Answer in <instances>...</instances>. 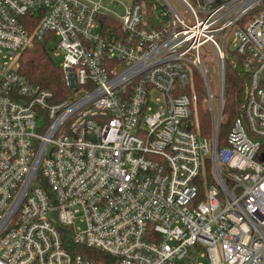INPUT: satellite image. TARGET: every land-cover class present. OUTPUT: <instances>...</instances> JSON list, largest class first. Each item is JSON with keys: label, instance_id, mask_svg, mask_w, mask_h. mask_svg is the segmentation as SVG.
I'll list each match as a JSON object with an SVG mask.
<instances>
[{"label": "built area", "instance_id": "2783aa9c", "mask_svg": "<svg viewBox=\"0 0 264 264\" xmlns=\"http://www.w3.org/2000/svg\"><path fill=\"white\" fill-rule=\"evenodd\" d=\"M149 1L0 0V264H264V0ZM36 41L62 100L19 71ZM230 56L244 99L220 136Z\"/></svg>", "mask_w": 264, "mask_h": 264}, {"label": "trees", "instance_id": "16d2710c", "mask_svg": "<svg viewBox=\"0 0 264 264\" xmlns=\"http://www.w3.org/2000/svg\"><path fill=\"white\" fill-rule=\"evenodd\" d=\"M147 1V6L151 1ZM112 24H117L110 19ZM46 42L36 41L33 46L25 49L20 57L19 71L31 82L37 83L50 90L54 94V99L59 101L68 94L63 73L54 62L52 55L47 49ZM246 74L244 73L242 61L239 57L226 58L225 64V91H224V121L221 126L220 136H225L230 129L234 119L240 113V107L244 99V83ZM195 89L199 96L198 118L194 122V129L203 136L211 133V115L205 106V88L203 79L196 75ZM76 251H84L81 247H72ZM88 252V251H87ZM89 253H93L90 251ZM94 254V253H93Z\"/></svg>", "mask_w": 264, "mask_h": 264}, {"label": "rangeland", "instance_id": "374dc122", "mask_svg": "<svg viewBox=\"0 0 264 264\" xmlns=\"http://www.w3.org/2000/svg\"><path fill=\"white\" fill-rule=\"evenodd\" d=\"M84 1L86 3H88V2H96V3L100 2L104 8L109 7L112 10V12L115 13L119 18L125 14V7L128 6L130 3V0H84ZM115 4H116V6H114ZM206 48L208 50H207V52L205 51L206 55L204 56V61H205L207 70L212 77L213 93L216 94L217 89H218V80H219L218 65H217V61H216L214 54L210 50V47L206 46ZM47 49L50 52V54L52 55L54 62L59 66L62 62V58L53 55V50H54L53 42L48 43ZM75 227H81L82 228L83 225L80 223H76ZM201 253H202L201 251L197 253V255H198L196 258L197 262H200L203 264H208V259L206 257L202 258L200 256Z\"/></svg>", "mask_w": 264, "mask_h": 264}]
</instances>
